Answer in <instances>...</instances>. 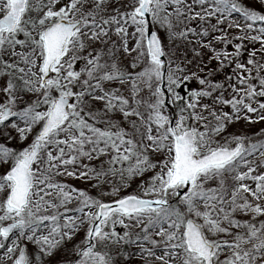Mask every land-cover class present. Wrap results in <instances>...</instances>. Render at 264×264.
Instances as JSON below:
<instances>
[{"label": "snow or ice", "instance_id": "obj_1", "mask_svg": "<svg viewBox=\"0 0 264 264\" xmlns=\"http://www.w3.org/2000/svg\"><path fill=\"white\" fill-rule=\"evenodd\" d=\"M241 119L264 121V0H0V264H264Z\"/></svg>", "mask_w": 264, "mask_h": 264}, {"label": "rangeland", "instance_id": "obj_2", "mask_svg": "<svg viewBox=\"0 0 264 264\" xmlns=\"http://www.w3.org/2000/svg\"><path fill=\"white\" fill-rule=\"evenodd\" d=\"M212 67H215V62H213V65H211ZM225 71H227V69H225ZM219 78H223L222 74H220ZM255 115V114H253ZM261 130H264V121H259V120H253V121H246V120H239V121H235L233 122L229 128L228 131L235 133V134H244V135H248V136H252L253 134H259L261 132ZM2 139V138H0ZM31 137H29V141H30ZM14 145L18 146V147H23L24 144L27 143L24 142V144L18 143L16 141L12 142ZM56 180L61 181V182H65L68 184H71L75 187L78 188H83L86 190H89L91 193L95 194L97 189L95 187H93L94 181L91 180H85V179H81L78 177H69V176H57L55 177ZM137 182H133L132 188L127 189V191H132L133 188H135ZM107 185H105V188L107 189ZM123 194V193H122ZM114 197H105L106 200H110L113 199ZM70 207L75 206V202H73L72 205H69ZM83 237V231H81L80 233H78L77 237L75 238V240L73 241V243H75L76 241L80 240ZM71 244H69L67 246V248L61 249L59 250L56 255L52 258L54 262H58L62 261L64 259H70L71 258V254L69 249L71 248Z\"/></svg>", "mask_w": 264, "mask_h": 264}]
</instances>
